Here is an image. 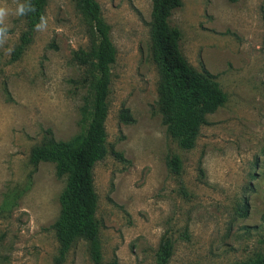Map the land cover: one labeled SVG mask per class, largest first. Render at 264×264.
I'll return each instance as SVG.
<instances>
[{
    "label": "rangeland",
    "instance_id": "obj_1",
    "mask_svg": "<svg viewBox=\"0 0 264 264\" xmlns=\"http://www.w3.org/2000/svg\"><path fill=\"white\" fill-rule=\"evenodd\" d=\"M96 1L116 50L108 153L93 168L101 264L114 256L118 264H155L163 236L173 243L168 264H234L263 252L264 0H182L170 18L188 64L210 72L227 98L191 151L168 136L157 112L152 0ZM16 3L0 0L12 13ZM44 18L47 27L35 29L14 60L27 26L10 14L0 46V264H93L83 239L57 262L53 224L67 176L53 163L33 165L30 154L84 130L96 76L75 55L94 53L98 41L78 0H47ZM120 109L134 122H120ZM171 155L182 162L179 175L166 168Z\"/></svg>",
    "mask_w": 264,
    "mask_h": 264
},
{
    "label": "trees",
    "instance_id": "obj_2",
    "mask_svg": "<svg viewBox=\"0 0 264 264\" xmlns=\"http://www.w3.org/2000/svg\"><path fill=\"white\" fill-rule=\"evenodd\" d=\"M25 2V0H22ZM236 3L238 0H227ZM34 12L24 16L27 30L21 37L13 59H18L31 42L35 26L44 17L47 0H31ZM85 18L91 23L97 36V46L92 54L80 52L75 58L96 76L89 120L82 133L70 141L53 139L31 150L30 162L53 163L58 177L67 176L59 195L60 211L53 224L59 244L57 262H62L71 247L79 239L89 242L93 264H101L99 227L96 219L97 195L93 185V168L108 153L105 122L108 116V97L111 69L116 61V50L110 39V26L103 20L96 0H78ZM182 6V0H152L151 20L154 58L161 72L158 90L157 112L168 136L183 151H191L207 116L226 103V95L214 76L203 69H193L180 49L181 34L170 24L174 11ZM118 119L123 124L134 122L127 109H120ZM120 162H126L122 154L111 150ZM166 168L179 175L182 162L176 155L166 158ZM248 203L244 199L239 215L245 218ZM264 246V238L261 240ZM173 255L172 241L163 236L155 252V264H168ZM108 264H118L114 256ZM234 264H264V251L252 258Z\"/></svg>",
    "mask_w": 264,
    "mask_h": 264
},
{
    "label": "clouds",
    "instance_id": "obj_3",
    "mask_svg": "<svg viewBox=\"0 0 264 264\" xmlns=\"http://www.w3.org/2000/svg\"><path fill=\"white\" fill-rule=\"evenodd\" d=\"M35 7L31 3V0H25V2L16 3V8L14 13L11 12V10L6 6H0V46H3L7 40L8 37V25L6 24V20L9 17L10 14H13L17 17L19 16H25L30 12H34ZM47 27V21L44 17L40 18V23H38L35 28L36 30H44ZM13 49L9 48L7 49V52L10 54Z\"/></svg>",
    "mask_w": 264,
    "mask_h": 264
}]
</instances>
